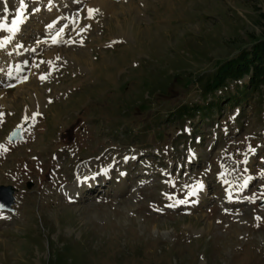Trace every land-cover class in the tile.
Returning a JSON list of instances; mask_svg holds the SVG:
<instances>
[{
    "label": "rangeland",
    "instance_id": "1",
    "mask_svg": "<svg viewBox=\"0 0 264 264\" xmlns=\"http://www.w3.org/2000/svg\"><path fill=\"white\" fill-rule=\"evenodd\" d=\"M70 1L0 0V91L19 106L0 107V264H264V98L196 113L264 37V0Z\"/></svg>",
    "mask_w": 264,
    "mask_h": 264
},
{
    "label": "trees",
    "instance_id": "2",
    "mask_svg": "<svg viewBox=\"0 0 264 264\" xmlns=\"http://www.w3.org/2000/svg\"><path fill=\"white\" fill-rule=\"evenodd\" d=\"M246 77L249 78L248 84L241 86L240 81ZM202 84V91L205 94L220 92L221 96L225 97L223 101H227V107L233 105L232 97L236 94L245 93L244 96H241V99L245 98L244 101L252 96L264 97V90H261L264 89V37L255 41L250 52L244 50L237 58L224 62L219 66L216 74L212 78H207L206 82ZM230 87L236 89L235 94L231 92ZM221 96L218 102L212 100L206 106H202L199 115L202 117L210 115L214 107L215 109L221 107L219 103L222 100ZM236 101L235 103H238L236 105H240V101ZM188 112L191 114V111L187 108L186 114ZM191 115L194 116L195 114ZM64 263L61 259H55L50 264Z\"/></svg>",
    "mask_w": 264,
    "mask_h": 264
},
{
    "label": "bare ground",
    "instance_id": "3",
    "mask_svg": "<svg viewBox=\"0 0 264 264\" xmlns=\"http://www.w3.org/2000/svg\"><path fill=\"white\" fill-rule=\"evenodd\" d=\"M105 1H99V3H104ZM100 5V4H99ZM105 5V4H104ZM104 5H102L103 6V8H106ZM128 8H131V6H129ZM133 10H135V11H137V9H133ZM131 11H132V9H131ZM17 15V14H16ZM127 23V22H126ZM124 31V30H123ZM123 31H121L120 33H119V36L120 37H123V36H125L124 35V33L125 32H123ZM17 34H18V32H17ZM39 87V86H38ZM38 87H33V89H31V91L30 92H27V91H24V92H21L20 93V99H21V103L24 105V109H25V111H27V112H34V111H37V110H40L41 108H42V104H44V100L46 99L45 98V96L42 94V88L41 89H39ZM16 104H18V103H15L14 102V99H13V101H11L10 100V97L7 95V91H0V107L1 108H4V107H6L7 109H9L10 110V108L13 110H15V106L17 107V108H19V106L18 105H16ZM21 104V105H22ZM9 106V107H8ZM22 107V106H21ZM22 109V108H21ZM21 111V110H20ZM19 111V112H20ZM15 112V111H14ZM5 115V114H4ZM10 120H6V122H9ZM54 195H58V193L57 192H55V194ZM54 198H56L55 196H54Z\"/></svg>",
    "mask_w": 264,
    "mask_h": 264
},
{
    "label": "water",
    "instance_id": "4",
    "mask_svg": "<svg viewBox=\"0 0 264 264\" xmlns=\"http://www.w3.org/2000/svg\"><path fill=\"white\" fill-rule=\"evenodd\" d=\"M18 137H14L12 140L17 139ZM13 189L11 187H0V199L4 201V207L6 209H10L11 205L14 202L13 199Z\"/></svg>",
    "mask_w": 264,
    "mask_h": 264
},
{
    "label": "snow or ice",
    "instance_id": "5",
    "mask_svg": "<svg viewBox=\"0 0 264 264\" xmlns=\"http://www.w3.org/2000/svg\"><path fill=\"white\" fill-rule=\"evenodd\" d=\"M24 7H26L24 0H19V8L23 9ZM5 11H7L6 8H5ZM89 11L92 12V11H96V10H89ZM11 23H12L13 27L10 30H12V31L17 30L18 25L20 23H23V12L18 10L16 17L12 20ZM0 27H4V25L0 24ZM42 79H43V77H42ZM2 147L3 146H0V148H2ZM192 194L195 195V192H193ZM257 219H260V218L258 217Z\"/></svg>",
    "mask_w": 264,
    "mask_h": 264
}]
</instances>
